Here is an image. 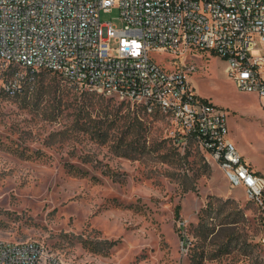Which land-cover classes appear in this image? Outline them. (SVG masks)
I'll use <instances>...</instances> for the list:
<instances>
[{"label": "rangeland", "instance_id": "374dc122", "mask_svg": "<svg viewBox=\"0 0 264 264\" xmlns=\"http://www.w3.org/2000/svg\"><path fill=\"white\" fill-rule=\"evenodd\" d=\"M101 20L123 27L118 8ZM150 55L227 110L233 143L264 177V104L226 60ZM0 238L38 241L67 264H264V207L171 119L40 71L0 92Z\"/></svg>", "mask_w": 264, "mask_h": 264}, {"label": "built area", "instance_id": "2783aa9c", "mask_svg": "<svg viewBox=\"0 0 264 264\" xmlns=\"http://www.w3.org/2000/svg\"><path fill=\"white\" fill-rule=\"evenodd\" d=\"M112 8L122 28L102 22ZM192 49L225 59L236 86L264 104V0H0V92L16 95L52 71L164 115L264 207V177L233 143L227 110L200 97L187 71L150 55ZM0 264L67 263L38 241L0 238Z\"/></svg>", "mask_w": 264, "mask_h": 264}, {"label": "crops", "instance_id": "0c3cea01", "mask_svg": "<svg viewBox=\"0 0 264 264\" xmlns=\"http://www.w3.org/2000/svg\"><path fill=\"white\" fill-rule=\"evenodd\" d=\"M241 151V150H240ZM241 153L243 154V152L241 151ZM244 155V154H243ZM245 156V155H244ZM245 158L248 160V158L245 156ZM249 161V160H248ZM250 162V161H249ZM251 163V162H250ZM251 165L253 166V168L255 169V170H258L260 173H262L261 171H260V169H258V168H256L252 163H251Z\"/></svg>", "mask_w": 264, "mask_h": 264}]
</instances>
